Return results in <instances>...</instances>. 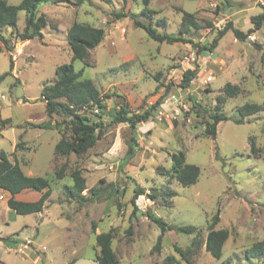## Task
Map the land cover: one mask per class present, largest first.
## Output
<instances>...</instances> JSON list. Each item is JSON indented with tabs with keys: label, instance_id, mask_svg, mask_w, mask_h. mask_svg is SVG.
Instances as JSON below:
<instances>
[{
	"label": "rangeland",
	"instance_id": "obj_1",
	"mask_svg": "<svg viewBox=\"0 0 264 264\" xmlns=\"http://www.w3.org/2000/svg\"><path fill=\"white\" fill-rule=\"evenodd\" d=\"M20 1L7 0L14 5ZM147 3L153 11L150 19L140 15L144 0L40 3L36 13L47 21L41 38L21 36L23 10H19L15 27L1 30L5 41L0 40V74L8 71L9 75L0 82L4 96L0 114L10 118L11 125L1 131L0 150L24 172L48 177L52 190L43 207V223L38 213H29L15 214L18 220L0 226L9 231L22 223L20 234L31 242L23 246V260L20 254L0 248L11 264H98L94 260L96 234L110 229L119 264H264V256L247 258L244 254L254 242L264 239V22L245 40L228 31L212 51H198L210 44L227 21L244 32L252 29L251 16L261 11L264 0ZM119 11L128 16L113 20ZM182 11L192 13L202 25L198 30L186 29L182 35L186 42H157L135 27L129 15L151 23L160 33L177 36ZM76 21L105 31L101 43L90 51L88 64L72 61L67 30ZM71 61L75 71H82V78L91 79L108 95L104 98L107 109L125 101L131 111H142L159 100L151 117L131 128L126 122H110L106 115L97 118L95 107H83L80 115L102 121V135L81 155L55 156V142L62 131L69 132L62 116L54 115L51 120L59 129L32 124L48 121L41 90L52 82L58 65ZM187 68H196V73L188 88H181L178 83ZM228 82L239 85L240 92L225 100L221 111L227 119L216 125L215 138L206 137L205 123ZM245 103L260 104L262 110L237 123V108ZM251 137L258 156L251 153ZM17 142L19 148L14 146ZM175 151H182L187 163L199 166L196 183L182 186L170 175V153ZM63 163L68 168L57 179L54 171ZM73 169H79L85 178L82 193L90 196V189L96 188V198L81 204L66 197L64 186L72 184L69 171ZM135 189L142 194L132 202ZM29 191L39 197L38 191ZM217 210L219 221L214 228L229 232L219 259L205 248L207 226ZM148 214L172 225H193L196 230L186 234L167 229L159 250L153 251L162 231ZM194 238L197 242L193 243Z\"/></svg>",
	"mask_w": 264,
	"mask_h": 264
},
{
	"label": "trees",
	"instance_id": "obj_2",
	"mask_svg": "<svg viewBox=\"0 0 264 264\" xmlns=\"http://www.w3.org/2000/svg\"><path fill=\"white\" fill-rule=\"evenodd\" d=\"M87 0H21L18 4H9L7 0H0V40L5 41L1 34L4 27H15L18 21L19 10L25 12V27L21 36L25 39L33 37H42L41 29L46 25L47 21L43 14L37 15V7L40 3H69L73 5H80ZM147 0H144V8L140 15L147 19L152 18L153 11L147 7ZM261 11L251 16L253 28L244 32L243 30L235 27L231 21H227L223 27L216 30V36L208 46L198 48V51L206 49L212 51L219 39L225 35L226 32L231 31L236 39H247L250 32L259 28L264 22V3L260 5ZM133 20L135 27L142 28L149 38L157 42H186L182 36L185 34L186 29L198 30L202 27L201 23L188 11H182L181 24L179 28V35H170L167 33H160L156 30L151 23H144L136 18L135 15L129 14ZM128 16V13L123 11L115 12L113 20L120 17ZM209 26L210 23H207ZM105 35L102 27H95L83 22H73L67 30V42L72 51V61L75 59L81 60L83 63L88 64L90 51L101 43ZM5 48L10 50V47L4 42ZM256 47L260 45L255 44ZM0 52L2 47L0 46ZM60 64L55 68V77L51 83L44 84L41 90V96L45 99V112L48 116V121L38 124H32L33 127L50 129H59V124L51 122L54 115H60L63 122L69 127V132H63L60 139L55 143L54 155L67 156L71 153L81 155L92 147L103 133V123L100 120L90 121L85 115H80L78 111L83 107L98 108L95 114L97 118L101 115H106L112 123L126 122L131 128H135L137 124L147 121L152 111L159 103L157 100L154 104L143 109L142 111H131L125 101L117 103L115 107L106 108L104 98L108 95L102 94L93 81L89 78H82V71H75L73 63ZM13 68V62L10 58V69ZM196 73V68H187L183 74L178 86L181 88H188ZM9 75L6 71L0 74V82ZM167 90V89H166ZM240 87L237 84L226 83L220 94L216 97L215 111L210 115V120L206 121L204 127V135L214 139L216 136V125L227 119V116L221 111L222 106L227 98L235 97L239 94ZM193 102L192 97H189ZM262 110V106L257 103H245L238 106L237 113L239 118L237 123H242V120L252 114ZM11 125L10 118H2L0 114V131L7 126ZM21 146L17 142L15 148ZM131 145H129L128 153H131ZM250 150L255 156H258L259 149L256 147L254 139L250 138ZM171 169L170 175L174 177L182 186H189L197 182L200 168L196 164L187 163L185 154L182 151H175L170 153ZM67 164L63 163L54 171V176L60 179L64 176L67 170ZM158 170L159 167L157 168ZM163 174V173H162ZM72 179L71 185H65L64 191L68 199L77 200L83 204L87 201L93 200L98 195L96 188L90 189V196L83 194L86 189V181L82 176L79 169L69 171ZM0 188L7 190L11 196L7 200L9 208L16 214H29L37 213L43 210L45 203L49 200L51 194L50 180L48 177L42 175H27L23 172L21 167L15 162H11L7 153L0 150ZM35 190L39 192V197L33 201H26L15 199L14 195L22 192L23 190ZM142 194L141 189H135L134 199ZM153 198L156 196H152ZM149 218L157 224L161 229V234L157 237L156 243L152 250H159L161 246V238L167 229H174L192 234L195 232L196 227L193 225H172L165 222L162 218L148 214ZM219 221V211L217 210L211 217L207 226V235L205 240L206 250L215 258L222 256V248L229 236L227 229H215L214 226ZM95 225L93 224V228ZM130 233V229L127 230ZM112 229L106 232L96 234V246L98 253L94 255V260L98 264H119L115 251L112 248V241L114 238ZM0 240L8 241L9 237H0ZM197 242L196 238L192 241ZM182 257H185V252L177 249ZM244 254L247 258H260L264 256V239L254 242L248 247ZM173 260V257H167ZM70 261L67 264H73ZM0 264H6L0 261Z\"/></svg>",
	"mask_w": 264,
	"mask_h": 264
},
{
	"label": "crops",
	"instance_id": "obj_3",
	"mask_svg": "<svg viewBox=\"0 0 264 264\" xmlns=\"http://www.w3.org/2000/svg\"><path fill=\"white\" fill-rule=\"evenodd\" d=\"M44 106H45V104H44ZM45 114L46 113H44V118L47 117ZM1 131H0V135L2 136ZM24 151L25 150H23V154H24ZM23 172H24V170H23ZM24 173L27 174V175L35 176V175H33V174L29 173V172H24ZM30 192L31 191H29V190H23L22 192H19V193L15 194L14 198L15 199H20V200H26V201L36 200L37 197L34 195V193H30ZM10 196H11V194L7 190L0 188V226L2 224L10 226L9 224H10L11 220L12 221L14 219L18 220L15 217L16 213L11 208H9V206L7 204V200H8V198ZM37 213H38V217L41 218V223H43L44 222V219H42L43 214H44L43 210L41 212H37ZM15 225L9 231H4V230H2L0 228V237H9L8 241L0 240V248L2 250L13 252L15 254H20L21 256L19 258L21 260H23V246H26V244H31V242H28L29 240H24L23 237L20 234L22 232L21 230H23V227L25 225H23L22 223L18 224L16 226ZM13 233H19V234L14 235ZM42 248L44 249V246ZM33 250H34V252L38 251L36 248H33ZM34 252H32V254H34ZM17 256H19V255H17ZM33 259L35 261L38 260V258L36 256H34ZM0 261L4 262L6 264H11L8 260H5V258L1 255V253H0Z\"/></svg>",
	"mask_w": 264,
	"mask_h": 264
},
{
	"label": "built area",
	"instance_id": "obj_4",
	"mask_svg": "<svg viewBox=\"0 0 264 264\" xmlns=\"http://www.w3.org/2000/svg\"><path fill=\"white\" fill-rule=\"evenodd\" d=\"M41 97L44 99V97H43V96H41ZM0 98H1V99H3V98H4V96L0 94ZM44 100H45V99H44ZM93 111L97 113V112H98V108H94V109H93Z\"/></svg>",
	"mask_w": 264,
	"mask_h": 264
}]
</instances>
